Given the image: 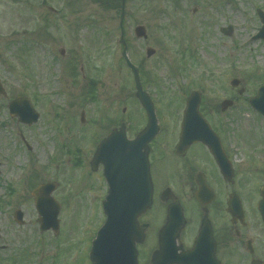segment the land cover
Instances as JSON below:
<instances>
[{"label":"rangeland","instance_id":"374dc122","mask_svg":"<svg viewBox=\"0 0 264 264\" xmlns=\"http://www.w3.org/2000/svg\"><path fill=\"white\" fill-rule=\"evenodd\" d=\"M122 5L123 0L114 7L98 0H0L5 91L0 95V264L89 262L88 246L106 220L105 183L90 173L98 138L109 130L101 126L118 117L141 123L144 118L134 76L122 60V22L130 58L142 70L165 125H174L183 101L199 91L205 114L212 120L218 114L233 136H264L262 119L247 104L264 85V40L254 39L262 28L257 11L264 10V0H126L121 22ZM137 26L146 28L147 39L136 38ZM230 26L233 32L225 35L222 29ZM148 48L156 55L148 58ZM233 79L241 81L239 88L232 87ZM93 80L96 102L90 94ZM19 96L33 101L41 114L38 124L29 127L11 117L9 103ZM230 97L237 106L222 117L220 102ZM100 117V127L93 128ZM45 182L59 185L54 193L62 206L58 235L39 229L32 192ZM18 209L25 214L24 226L14 218ZM152 218L161 224L163 210Z\"/></svg>","mask_w":264,"mask_h":264},{"label":"flooded vegetation","instance_id":"af4514ba","mask_svg":"<svg viewBox=\"0 0 264 264\" xmlns=\"http://www.w3.org/2000/svg\"><path fill=\"white\" fill-rule=\"evenodd\" d=\"M200 112L205 113L203 105ZM205 117L215 136L182 150V118L177 117L174 125L163 123L160 135L147 145H138L137 138L148 121L141 123L130 117L109 121L112 131L125 129L123 144L130 142L122 150L129 157L126 166L135 171L136 192L142 189L143 156L149 161L154 196L152 208L139 220L144 224L143 244L137 245L139 264H151L164 226L163 221L153 222V214L161 209L167 216L174 203L184 219L176 238L179 251L187 254L198 249L195 259L185 264H264V136L247 132V138L238 139L228 124L218 122V114L213 120L207 114ZM103 170L99 165L95 172L105 183ZM107 190L105 183L104 193ZM152 237L156 238L154 243Z\"/></svg>","mask_w":264,"mask_h":264},{"label":"water","instance_id":"95a60500","mask_svg":"<svg viewBox=\"0 0 264 264\" xmlns=\"http://www.w3.org/2000/svg\"><path fill=\"white\" fill-rule=\"evenodd\" d=\"M259 15H261L264 23V13L259 12ZM136 32L139 38L147 37V31H145L143 27L137 28ZM231 32L232 28H230V31L227 33L230 34ZM256 38H264V27ZM122 43L125 44L123 54L126 62L135 75L138 90L137 94L140 97L142 104L146 107L150 117L149 128L141 137L155 136L158 133V127L157 118L154 113V106L152 105L149 95L143 91L137 67L131 64L128 58L126 53V43H124L123 40ZM147 53L148 57H152L156 54L153 49H149ZM239 84V81L234 80V86H238ZM259 90V94L252 100V105L264 115V87H261ZM0 91L2 93L4 92L1 85ZM199 101L200 94L198 93H195L188 101L189 105L185 113L186 116L183 125V135L185 139L192 137L197 139L201 133V130L199 129L196 130L190 128L192 124H200L204 121L200 114H198V108L200 105ZM10 112H12L13 116H18L21 122L30 125L36 123L39 119V114L35 111L32 102L25 97H19L14 100L10 105ZM116 139H118V133L110 136L107 141L99 147V152L95 159L96 163L102 162L105 164V175L107 182L110 184V190L108 193L109 195L103 204L105 215H107V221L104 224V227L100 230L97 240L93 244L91 258L93 259L94 264H137L135 252L134 250H131L134 248V246L131 247L133 232L139 234L137 219L152 204L151 188L146 191H141V193L126 191V182L123 171L124 161L122 160L121 146L115 142ZM146 179L149 181L148 170ZM56 188V184H45L33 193V196L36 197V208H38L39 216L41 218V229L43 232L53 228L55 232L58 233L60 229L58 215L61 206L51 196L52 193L56 191ZM176 210L174 209L171 211V215H175V219L172 218L171 223H174L175 220H177L176 216L179 215V212ZM22 217L23 215L21 212L16 213V219L21 223H23ZM174 225L175 224H172L167 228L165 233H169ZM173 239L172 235L170 237V244L157 255L154 264H167L168 259L171 257L170 248L172 253H176ZM129 246L131 247L130 249H128Z\"/></svg>","mask_w":264,"mask_h":264}]
</instances>
